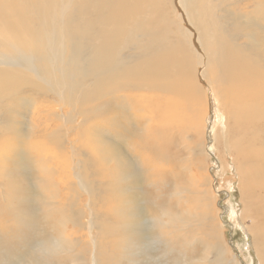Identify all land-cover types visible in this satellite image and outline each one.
I'll return each mask as SVG.
<instances>
[{"label":"bare ground","instance_id":"1","mask_svg":"<svg viewBox=\"0 0 264 264\" xmlns=\"http://www.w3.org/2000/svg\"><path fill=\"white\" fill-rule=\"evenodd\" d=\"M206 96L227 117L228 124L220 128L224 138L236 132L246 135L248 126L253 125L248 114L256 115L260 105H264V0H0V181L10 183L5 175L6 163L12 160L10 153L20 157L17 148L26 140L53 142L62 155L70 149L77 181L76 185L71 184L72 190L80 196L79 190L89 199L83 208L72 200L62 207L72 210L71 218L78 230L89 233L87 247L99 248L97 256L96 251L92 254L96 258L91 264L102 260L104 264H124L122 260L137 259V251L143 249L130 247L132 250L116 252L114 256L113 248L124 242L105 241L115 233L125 236L132 227L136 228L134 238H152L154 246L166 240L162 249L153 250L160 252L155 261L156 257L150 258L153 264L166 261L169 247L174 254L182 242L187 246L204 244L200 237L206 212L195 213L182 207L179 214L166 216L167 222L159 228L165 236L161 240L156 232L144 228L148 221L155 224V219L144 211L137 210L126 218L122 216L125 207L120 206L112 220L105 217L110 210L107 206L100 212L95 206L98 198L103 201L102 195H112L113 190L109 192L105 186L111 176H117L121 182L126 171L137 177L138 184L149 182L151 172L144 170L150 158L169 159L158 142H165L168 134L182 140L190 130H195L193 123L201 116L199 106ZM51 101L53 105L41 107L40 114L47 115L43 119L51 123L34 119L36 103L44 106ZM260 110L262 118L264 111ZM120 111L124 112L128 127L133 122L139 126V120L148 121L147 135H140L137 125L130 127V137L124 132L119 134L115 117H119ZM241 117L245 118V126ZM100 118L101 128L90 126ZM160 130L164 137H150ZM72 132L75 136L68 139ZM114 132L116 138H112ZM87 134L100 138L97 137L102 154L99 158L104 165L99 184L92 182L89 158L75 146L77 137ZM134 134L145 139L146 144L143 143L150 154L147 159L138 158L136 143L125 142ZM245 135L234 140L229 137L230 146L246 152L247 147H240ZM253 141L259 143L258 138ZM214 147L213 144L207 148L209 155H213ZM252 152L249 147V155ZM20 163L26 166L23 158ZM108 163L113 164V169L108 168ZM238 171L249 176L247 166H240ZM260 181L264 183L263 178ZM174 188L169 202L177 199L179 206L186 207L191 191L180 185ZM0 198L10 201L8 193L1 189ZM200 200L205 211L204 195ZM193 201L197 207L196 200ZM117 202H123L122 198ZM37 206L43 207L42 202L38 201ZM13 213L17 219L19 212ZM251 216L253 224L255 215ZM258 230L256 253L264 251V227ZM209 238L211 245L204 248L208 253H217L216 237ZM101 248L107 251L101 252ZM24 257L32 259L29 264H38L41 259L38 252L31 256L23 254L22 261ZM52 257L53 262L58 254ZM218 261L227 264L222 259Z\"/></svg>","mask_w":264,"mask_h":264},{"label":"rangeland","instance_id":"2","mask_svg":"<svg viewBox=\"0 0 264 264\" xmlns=\"http://www.w3.org/2000/svg\"><path fill=\"white\" fill-rule=\"evenodd\" d=\"M13 103L18 102L14 101ZM50 103L52 104L44 106L36 103V106L33 107L34 119H38V121L42 119V122L51 123L43 119L48 117L47 115L40 116L41 107H51L53 101ZM263 106L260 105L256 115L248 114L253 125L248 126L246 135L244 133L238 135L236 132L224 138L220 128L228 124L227 117L212 105L211 98L206 96L199 106V116H201L200 118L198 116L199 119L197 118L198 120L193 123L195 130H190L191 132L186 134L184 139L180 140L179 137H176L177 135L171 134L164 137L163 130L158 131L156 135H150V137H164L165 142L159 141L158 147L163 150L162 153L166 159L167 156L169 159L162 161L150 158L144 170V172L146 170L151 172L148 175L149 182L144 181L138 184L137 177L126 171L125 174L123 173L124 177L121 182L117 176H111L105 186L108 191L113 190L112 195L110 191L107 196L102 195V202L98 198L95 210L100 212L102 207L107 206L110 210L105 213V217L112 220L116 219L115 213L118 212L120 206L125 207L122 216L126 218L137 210L144 211L146 215L155 219L154 225L148 221L144 228L156 232L157 238L161 240L165 236L160 233L159 228L167 222L166 216L168 218L169 215L179 214V209L181 210L182 207L186 210L190 208L191 212L195 213L202 214L203 211L207 213V216H204L205 227L200 237L204 244L193 243L187 246L182 242L174 254L169 247V255L163 264H188L190 262L192 264H219V259L226 261L227 264H236L237 261L242 264H261L264 251L262 249L256 253L258 237L255 233L264 227V187L258 189L254 186H264V183L260 181L262 178L264 180V116L261 118L260 110L264 111ZM162 117L163 115L160 113L159 118L162 119ZM244 119L241 117L243 126H245ZM115 122L120 127L121 132L118 131V133L124 132L126 137H130L133 133L130 127L137 125L133 122L128 127L127 119H124L122 111L119 112V117H115ZM146 123L139 120L137 131H140V135H147ZM91 125L96 126L94 129L101 128L103 126L102 119L93 120ZM70 126L72 125L70 124ZM197 131L199 133H196ZM102 132L105 133L104 130ZM89 135L78 136L75 146L83 151V156L89 158L92 182L99 184L103 180L101 166L104 165L99 158L102 155L99 150L100 145L97 144L99 136L97 138L92 134ZM113 135L112 138H116L117 132H114ZM244 135L245 139L240 147H247V153L241 148H232L229 144L231 143L229 137L234 140L240 139ZM74 136L75 133L72 132L68 139H72ZM253 138H258L259 143L255 144ZM131 139L127 138L125 142L136 143L137 145L134 147L138 158L147 159L149 151L145 148V139L136 137V134ZM11 143H15L14 140ZM21 144L17 148L20 157L16 153H10L12 160L6 163L5 175L10 183L8 181L6 183L5 180L0 181L1 191L7 192L10 196L9 202L0 198V264H29L32 259L24 257L22 261V255L31 256L37 252L38 257L41 258L38 264H91L92 259L99 254V248L94 250L87 247L89 233L78 230L79 228L74 225L71 218L72 210L66 208L71 200L75 205L83 208L89 199L79 190L77 192L80 196L72 190L71 184L76 185L77 181L73 170L75 158L71 150H67L65 155H62L53 142L37 143L33 140H26ZM213 144L215 151L213 155H209L207 148ZM249 147L253 149L250 155ZM109 155L114 157L111 150ZM230 156L232 157L230 158ZM21 158L24 159L26 166L20 163ZM108 164V168L113 169V164ZM231 164H233L232 167ZM38 166L40 167L38 168ZM240 166L248 167L249 176L240 175L238 171ZM77 170L81 171L80 168ZM140 176L145 180V173ZM175 185L187 188V192L191 191L188 194L189 204L186 207L179 206L177 199H173L172 203L169 202L171 193L175 191ZM67 195L68 198H66ZM194 195L193 199L196 200L197 207L191 199ZM201 195H204L205 211L201 209ZM119 197L123 202L118 204ZM38 201L42 202L43 207L37 206ZM11 208H16L13 211L19 212L18 217H15L17 219L12 216L14 213ZM169 209L172 211H167ZM255 211L256 213H254ZM258 212L260 214H257ZM251 215L253 217L255 215L253 224ZM117 222H119L118 219ZM135 230L136 228L132 227L125 232V236L115 233L105 241L110 242L117 239L124 242L121 247L113 248L115 249L114 256L116 252L132 250L130 247L137 246L143 249V252L137 251L139 252L137 259L122 260L124 264H153L150 258L156 257L160 253H154V249L156 247L162 249V244H165L166 240L154 246L152 238H134ZM210 235L216 237L217 253L214 251L208 253L204 248L205 245H211ZM121 237L123 239H120ZM96 240L100 239L96 237ZM259 247L261 246L259 245ZM105 251L107 249L101 248V252ZM56 253L58 257L54 258L52 262V256ZM155 259L157 257L154 258V261ZM104 263L105 261L102 260L97 264ZM161 263L162 261L159 262V264Z\"/></svg>","mask_w":264,"mask_h":264}]
</instances>
